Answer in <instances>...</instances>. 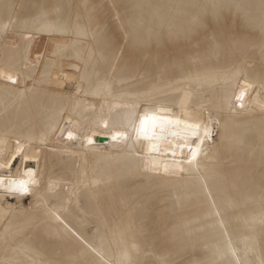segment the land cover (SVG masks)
<instances>
[{
    "label": "rangeland",
    "instance_id": "1",
    "mask_svg": "<svg viewBox=\"0 0 264 264\" xmlns=\"http://www.w3.org/2000/svg\"><path fill=\"white\" fill-rule=\"evenodd\" d=\"M2 25L8 27L0 31V64L21 67L35 79L23 98L0 86L2 130L11 121L18 130L44 135L66 111V95L45 80L52 60H31L39 37L58 40V60L79 67L85 91L113 100L106 110L109 128L126 133L118 143L127 154L110 180L103 170L109 184L101 186L100 203L80 190L69 215L109 261L114 251L100 216L114 233L122 221L129 226L128 264H264V118L233 109L228 143L216 148L207 170L237 256L214 209L196 205L195 196L205 199L197 182L192 193L139 173L143 140L135 131L150 100L197 104L208 98V108L217 110L232 106L240 76L264 82V0H0ZM77 112L89 118L92 109L84 102ZM55 175L74 181L75 163L56 167ZM40 219L19 216L7 254L22 242L52 264H85L54 236L35 240ZM17 254L18 264H39Z\"/></svg>",
    "mask_w": 264,
    "mask_h": 264
},
{
    "label": "bare ground",
    "instance_id": "2",
    "mask_svg": "<svg viewBox=\"0 0 264 264\" xmlns=\"http://www.w3.org/2000/svg\"><path fill=\"white\" fill-rule=\"evenodd\" d=\"M57 52H60V47L56 38L44 42L39 37L31 60H52V68L45 80L49 89L66 95V111L61 121L44 135L33 130H18L11 121L8 130L0 128V178L5 181V185L0 186V264L20 263L17 252L29 261L52 264L49 259L42 258L40 252L22 242H18L7 254L5 249L11 246L10 241L18 228L15 221L19 220V216L29 221L41 217L39 225L42 229L33 234V238L41 240L54 236L63 245L72 246L76 257L85 264H128L130 255L126 242L130 228L125 221L120 223L118 233H114L108 228L105 218L100 216L108 241L112 244L114 262L109 261L100 249L94 247L71 224L69 215L72 213V204L79 199L78 192L83 190L82 197H90L99 204L103 190L101 186L107 190L109 184L105 183L103 170L107 171L110 180L114 164L127 152L119 148L118 137L113 139L119 131H111L109 128L106 110L113 100L105 93L92 94L85 91L79 67L70 60H58ZM0 72L12 75L15 80L13 82L0 76V86L7 85L16 89L22 98L31 87L34 89L35 79L23 68L0 64ZM230 101L231 107L220 104L217 110L208 108L211 104L208 98L197 104L163 100L146 102L141 111V120L146 115L156 116L164 121V125L161 129L158 120L155 135L151 134V123L148 125L151 138L142 136L143 146L137 152V157L140 159L139 173L148 178L168 182L170 187L180 184L184 191L192 193L194 191L191 186L197 182L196 190L205 199L203 204L195 196L196 205L199 208L205 205L214 209L221 232L232 245L231 233L226 228L213 196L216 187L210 183L207 170L215 163L216 148L222 147V141L225 145L228 143L226 121L233 109L255 113L264 118V82L240 76ZM84 102H88L92 109L89 118L77 112ZM190 125H199L195 129L196 135H192ZM69 132L72 133L71 138ZM197 145L199 151L193 160L191 154ZM68 161L75 163L74 181L60 179L55 175V168L65 167ZM29 179L35 182L28 185L29 191L26 193L13 191L7 186L12 180ZM232 249L237 256V248L232 245ZM87 255L92 256V259L88 260Z\"/></svg>",
    "mask_w": 264,
    "mask_h": 264
},
{
    "label": "snow or ice",
    "instance_id": "3",
    "mask_svg": "<svg viewBox=\"0 0 264 264\" xmlns=\"http://www.w3.org/2000/svg\"><path fill=\"white\" fill-rule=\"evenodd\" d=\"M8 25H2L0 26V31H6L7 30ZM0 76H3L5 79L10 80L15 82L14 77L12 75L7 74L6 72H0ZM243 95V94H242ZM159 120V126L161 127V129L163 128L164 125V121L162 119H159L156 116H145V118L143 120H141L140 122V127L138 129H135L137 136H143L145 138H151L150 136V130L148 125L151 123L152 125V135H155V128L157 127V122ZM168 123H171L170 121ZM190 129H192V135H196V128H199V125L196 126H189ZM69 137L71 138L72 133L69 132L68 133ZM205 135H207V132H205ZM117 137H126V133L124 132H117L116 136L113 137V139H116ZM92 141L90 140L89 143H91ZM202 142V141H201ZM155 147V146H153ZM199 151V145H197L196 150L192 152V159L195 160L196 159V154ZM35 181L32 179L29 180H20V181H9L7 186L9 188H11L13 191H18V192H28L29 188L28 185L30 183H34ZM5 185V181L0 178V186H4Z\"/></svg>",
    "mask_w": 264,
    "mask_h": 264
}]
</instances>
